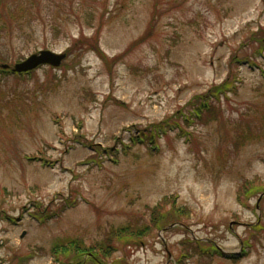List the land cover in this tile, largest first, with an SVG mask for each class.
I'll use <instances>...</instances> for the list:
<instances>
[{
    "label": "rangeland",
    "instance_id": "374dc122",
    "mask_svg": "<svg viewBox=\"0 0 264 264\" xmlns=\"http://www.w3.org/2000/svg\"><path fill=\"white\" fill-rule=\"evenodd\" d=\"M75 3L70 19L52 2L48 17L0 16V67L65 55L58 68L0 77V264H59L51 251L69 241L86 250L66 264H264V230L244 244L264 227V57L253 59L264 0ZM237 71L238 91L191 135L161 137L152 151L132 141ZM127 226L150 229L117 237ZM191 241L230 254L181 258ZM106 243L113 253L94 257Z\"/></svg>",
    "mask_w": 264,
    "mask_h": 264
},
{
    "label": "trees",
    "instance_id": "16d2710c",
    "mask_svg": "<svg viewBox=\"0 0 264 264\" xmlns=\"http://www.w3.org/2000/svg\"><path fill=\"white\" fill-rule=\"evenodd\" d=\"M59 1V2H57ZM65 1H68L69 4L72 6L71 11L67 10L65 7ZM47 2V7L46 9L43 7L41 8V5L43 3V0H32V1H25V2H21V0H0V16H4L5 13L4 11H8L11 13V15H15L17 12L19 11H23L26 14L33 12L37 13L39 15H41V17H43V12L46 13L45 17L51 16L53 13H51V7L49 2L54 3V7L56 9H60L61 7H63L59 12L57 13H61V14H69L67 16L68 19L71 18V16L74 15L71 14V12H73V9L76 5L75 0H46ZM57 2V3H56ZM15 13V14H12ZM59 14V15H61ZM77 19V18H76ZM53 20H57L56 18ZM32 21V19H31ZM58 21V20H57ZM79 21V20H78ZM21 27V26H20ZM51 28V33H60V27H58L56 25V23H51L50 25ZM4 29V28H2ZM23 34V32H21ZM84 38V37H83ZM83 38H81L80 40H77V44L75 45V47H77L79 45V47L82 45V43L87 42L86 40H82ZM85 39V38H84ZM95 49L98 50V48L95 47ZM254 55L255 57H253V59H258L261 57H264V41L261 43V45L259 47H257L254 50ZM0 60L3 61L2 57L0 56ZM252 58V57H251ZM249 62L250 59L247 57L246 58ZM6 62V61H3ZM240 60L238 57H234L232 59V64L237 67L239 69V63ZM3 65H7V64H3ZM35 71L26 73V74H13L9 69H3L2 67H0V77L6 78L12 75H16V76H26L28 74L33 75ZM264 77V76H263ZM243 82V78L240 76L239 71L231 74V77L224 81L221 84L215 85L213 86L209 91H207L206 93H203L199 96L194 97V99L189 103V109H184L183 111H180L179 113H177L173 119L169 120V121H165L162 124H158L155 125L150 132L149 131H145V130H141L139 134H135L133 133V135L131 136L132 141L137 142L139 144H147L149 145L150 150L152 151L154 148L158 147L157 143L158 140H160L161 137H165L171 133H179L180 135H182V137L185 138L186 134L189 133V135H191V132L189 131H185L186 129H191L190 127L194 126V124L196 123H204L208 117L211 115V113H213V111L215 110V108L218 105L223 104L226 101L230 100L231 95L235 94L238 91V88L240 86V84ZM147 132V133H146ZM131 145V144H129ZM129 145H125L124 146V151L127 153L128 149H130ZM99 151L100 149L97 148ZM109 152H114V150H108ZM96 157H92V159H94ZM251 189L248 188L245 191L246 195H250L251 194ZM176 199L174 198V201ZM173 201V209L170 215H172V217L179 219L180 216L183 215L182 212L179 211V209L176 208L175 203ZM71 205V204H70ZM75 207V205H73ZM161 206H157L154 209V218H153V223L155 224L156 227L158 228H162V224L163 222V216L165 218H167V215L164 214H158L159 213V208ZM66 209H68L66 206L64 207V211H66ZM62 212L59 213V215ZM38 214V213H37ZM156 215V217H155ZM38 218H43L42 215L38 214L36 215ZM52 217L51 215H48L47 218ZM46 218V219H47ZM262 226V225H261ZM260 226L259 229H257V227H255L254 229L257 231L255 232V234H253V236L248 238V241H246V243H244L246 246L248 247H252L253 246V239L257 240L260 234H263V230L264 227L262 228ZM129 226L119 229L115 232L117 237H121L122 235H125L126 233H128V235H132L133 237H140L143 235V233L147 232L150 228L148 227H144L142 230H132L131 228H128ZM130 237V236H129ZM112 241V238H110ZM107 245L105 246L104 244H98V251L99 252H95L94 249H90L93 252V256L94 257H98L100 258V256L102 255L105 258H108L111 253H113L112 251H114V246L109 243H106ZM185 245V243H184ZM185 249L187 251H183V253H181V258H188L190 249L193 250L198 256H200L201 258H214L218 252L216 251V248L214 246V244H209L206 245L203 242H192L191 241V245H185ZM86 249H84L83 244L80 241H69L64 245H58L55 248L52 249L51 254L54 256V258L56 259V262H58L59 264H66L65 261L70 262V260L73 262L77 259H79L83 253V251H85ZM76 253V254H74ZM61 256H64V259L61 258ZM77 258V259H76ZM234 261H236V259H233ZM181 260H179V262L177 261V264H180Z\"/></svg>",
    "mask_w": 264,
    "mask_h": 264
},
{
    "label": "water",
    "instance_id": "95a60500",
    "mask_svg": "<svg viewBox=\"0 0 264 264\" xmlns=\"http://www.w3.org/2000/svg\"><path fill=\"white\" fill-rule=\"evenodd\" d=\"M64 58V54H58L50 50H43L38 54H33L27 60L16 64L14 71L19 73L27 72L42 65H51L52 67L57 68L62 64ZM4 67L7 68V65H4Z\"/></svg>",
    "mask_w": 264,
    "mask_h": 264
}]
</instances>
